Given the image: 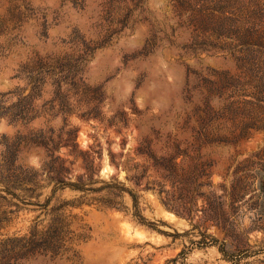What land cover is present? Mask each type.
Segmentation results:
<instances>
[{
    "label": "rangeland",
    "instance_id": "rangeland-1",
    "mask_svg": "<svg viewBox=\"0 0 264 264\" xmlns=\"http://www.w3.org/2000/svg\"><path fill=\"white\" fill-rule=\"evenodd\" d=\"M33 142L68 146L54 153L66 182L84 173L67 155L74 143L100 149L90 187L123 191L115 207L91 201L100 192L61 210L63 255L7 248L0 264H264V0H0V172L38 170L45 148ZM177 153L210 174L191 220L109 164ZM41 184L32 203L51 195ZM80 195L59 189L46 211ZM14 203L0 208V241L48 224L38 206ZM205 206L218 227L201 219ZM201 232L226 256L196 244Z\"/></svg>",
    "mask_w": 264,
    "mask_h": 264
},
{
    "label": "trees",
    "instance_id": "trees-1",
    "mask_svg": "<svg viewBox=\"0 0 264 264\" xmlns=\"http://www.w3.org/2000/svg\"><path fill=\"white\" fill-rule=\"evenodd\" d=\"M20 139V138H19ZM75 142V135L73 136ZM36 147L45 148V154L43 155L42 165L38 170H32L17 166L11 171L6 169L4 172H0V192L5 195H0V208L3 206H15L18 208L17 203L11 204L12 200H16L19 203L27 205H36L39 209L46 211L51 197L59 189L69 188L73 191L79 192L82 195L77 200L64 202L59 207L46 211V215L50 218L48 224L41 230L37 231L35 227L30 230L28 235L20 238L5 239L0 241V251L15 252V255L26 256L35 253L51 254L52 257H58L63 255L67 251V235L68 224L65 222L64 216L61 212L66 206L75 207L81 205V200L85 194L105 192V195L101 198H92L91 201H95L105 207H115L116 199L120 197V192L123 188L117 187L111 183L102 182L103 185L98 188H91L90 185L95 183L92 180L94 174V160L95 155L98 158L101 157V150L95 151L93 147H89L88 150H78V145L74 143L73 148L68 150L67 155L73 156L74 160L82 157V167L84 173L76 177L74 182L64 181L65 175L70 172V168L66 166L67 159L60 156H54L55 152H58L60 147L68 148L67 145L52 146L48 148V143H36L33 142ZM20 142L18 143V147ZM15 147L12 161H15L17 154V147ZM140 155V154H138ZM122 157V154L118 155V158ZM180 154H170L167 156L155 157L149 154L151 160L147 165L134 164L129 166L133 159H128L125 162L115 160V156L110 154L109 164L115 168L122 166L127 172H133L131 177H126L127 180L133 181L135 187L143 185V190L151 191L155 193L161 204L169 211L173 212L179 217L191 220L192 207L195 205L196 197H204L205 193L200 190L205 186H210L208 180L210 174L205 169H200L197 165L189 167L187 170L184 168V161L177 162ZM74 162H70L73 164ZM150 173V174H149ZM188 175V178L181 179L184 174ZM205 179V180H204ZM204 180V181H203ZM144 181V182H143ZM45 185H52L51 195L42 204H35L31 200H37L40 196L39 191ZM89 185V186H87ZM167 186L169 187L167 189ZM130 193V192H129ZM9 196V199L7 197ZM208 196V195H207ZM131 199L135 202V196L130 194ZM208 198V197H207ZM209 199V198H208ZM27 202V203H25ZM209 206H212L209 204ZM202 213L201 219L204 223L212 222L213 225L218 227V222L209 216V208L205 206L200 210ZM12 213V212H8ZM7 213L1 212L2 216ZM2 220H0L1 222ZM228 223L227 219L225 223ZM234 221H230L228 225L232 226ZM220 227V226H219ZM193 228L197 229L196 225ZM200 240L196 242L202 246H217L219 252L226 256V250L222 244H218L217 240L211 236L200 233ZM16 243L13 246V243ZM239 263V259L235 261Z\"/></svg>",
    "mask_w": 264,
    "mask_h": 264
}]
</instances>
